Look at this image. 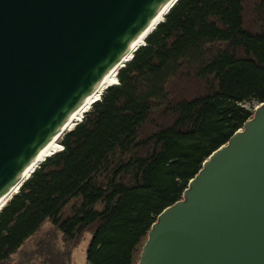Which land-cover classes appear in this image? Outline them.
Instances as JSON below:
<instances>
[{"label": "trees", "instance_id": "trees-1", "mask_svg": "<svg viewBox=\"0 0 264 264\" xmlns=\"http://www.w3.org/2000/svg\"><path fill=\"white\" fill-rule=\"evenodd\" d=\"M116 76L0 208V264H69L85 232L87 264H135L158 214L264 103V0H175Z\"/></svg>", "mask_w": 264, "mask_h": 264}, {"label": "water", "instance_id": "water-1", "mask_svg": "<svg viewBox=\"0 0 264 264\" xmlns=\"http://www.w3.org/2000/svg\"><path fill=\"white\" fill-rule=\"evenodd\" d=\"M168 1L0 0V199ZM135 264H264V103L158 214Z\"/></svg>", "mask_w": 264, "mask_h": 264}, {"label": "bare ground", "instance_id": "bare-ground-1", "mask_svg": "<svg viewBox=\"0 0 264 264\" xmlns=\"http://www.w3.org/2000/svg\"><path fill=\"white\" fill-rule=\"evenodd\" d=\"M175 0H169L168 3L162 7L152 18L149 25L146 29L137 37V39L130 46L128 51L123 55L122 59L117 63V65L108 71V73L102 78L93 92L81 103V105L77 108V110L67 119L62 128L52 137V139L45 145V147L38 153L36 158L32 161L31 164L23 172L21 178L13 185V187L0 199V208L4 205V203L17 192L20 184L30 176V173L42 162L46 157L51 155L53 151L60 150L61 146L57 143L59 137L69 128L73 127L76 123L81 121L82 112L89 106V104L96 100L100 95L101 91L107 86L114 85L117 83V79L115 77V73L118 68L122 67L131 56L132 51L138 47L139 45L144 44V38L146 35L155 28V26L160 23L168 8Z\"/></svg>", "mask_w": 264, "mask_h": 264}, {"label": "rangeland", "instance_id": "rangeland-1", "mask_svg": "<svg viewBox=\"0 0 264 264\" xmlns=\"http://www.w3.org/2000/svg\"><path fill=\"white\" fill-rule=\"evenodd\" d=\"M89 108H90V106H88L84 111L89 110ZM254 108H255V106H254ZM73 127H71V128H73ZM54 152L55 151H53V153ZM50 229H51V224L49 222H46L43 225L41 232H45V231L50 230ZM90 237H91V234L89 232H85L83 234L81 241L71 250L69 264H87V262H86V249H87ZM37 238L38 237L36 236L32 240L28 241V243H27L25 248L26 249L31 248L32 247V243ZM57 244H58L59 247H62V241H61V238L59 236L57 237ZM18 259H19V254H14L7 264H15L18 261Z\"/></svg>", "mask_w": 264, "mask_h": 264}, {"label": "built area", "instance_id": "built-area-1", "mask_svg": "<svg viewBox=\"0 0 264 264\" xmlns=\"http://www.w3.org/2000/svg\"><path fill=\"white\" fill-rule=\"evenodd\" d=\"M259 104H260V103H259ZM259 104H257V105L255 106V108H256ZM255 108H254V109H255ZM61 149H62V146H61Z\"/></svg>", "mask_w": 264, "mask_h": 264}]
</instances>
